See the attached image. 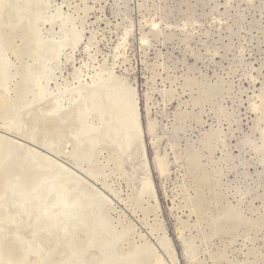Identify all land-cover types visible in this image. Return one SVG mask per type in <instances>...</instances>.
I'll list each match as a JSON object with an SVG mask.
<instances>
[{"label":"rangeland","instance_id":"374dc122","mask_svg":"<svg viewBox=\"0 0 264 264\" xmlns=\"http://www.w3.org/2000/svg\"><path fill=\"white\" fill-rule=\"evenodd\" d=\"M13 3L21 25L0 27L12 63L10 91L5 98L0 94L5 100V106L0 104V142L3 136L14 138L62 160L52 154L53 140L43 146L30 143L22 123L37 92L29 71L37 55L32 24L40 38L61 43L43 70L47 91H68V100L78 82L97 79L105 102L113 101L106 105L124 107L126 114L107 110L101 125L107 134L92 158L81 169L67 164L86 182L87 204L94 206L88 207V221L46 264H63L67 257L64 264H264V0ZM20 115L23 127L12 122ZM115 127L123 134L112 140ZM30 153L18 156L14 151L16 157L7 154V159L0 153L3 264L23 259L13 229L20 216L3 202L16 188L36 182L34 158L42 156ZM158 157L166 160L164 175ZM147 177L152 185L145 189Z\"/></svg>","mask_w":264,"mask_h":264},{"label":"bare ground","instance_id":"6f19581e","mask_svg":"<svg viewBox=\"0 0 264 264\" xmlns=\"http://www.w3.org/2000/svg\"><path fill=\"white\" fill-rule=\"evenodd\" d=\"M27 14H29V13H27ZM39 14H41V13H39ZM21 20H22V16L16 10V6L14 5L13 0H0V27H1V24L6 25L7 27H13V28L17 27V26H19ZM25 21H26V19H25ZM38 21L41 22L40 20H38ZM26 22L29 23L30 21H26ZM36 27L33 26V24H32L31 28H30L31 30H29V32L31 31L30 37L31 36L33 37L31 39H34V41H35L36 47H34V49L36 48V51H37V55L33 59L34 62L32 64V66L30 67L29 71H30V81H31L32 85H34V87H36L37 90H35V89L34 90L37 92L34 95L31 102L29 103L30 108L28 109L29 113L27 114L29 116V118L27 115H25L26 113L22 114V115H25L27 117V121L22 122L23 117H21V115H20L19 117L16 116L18 118V120L13 118V119H15V121L12 120V122L17 123L21 120L24 127L26 125V127L28 128V130H27L28 132L26 131L28 133L27 137L30 140V143H32V140H33V141L37 142L38 145H42V144L49 145V144H51V141L53 140L52 143H54V146H52L53 144L50 145L52 147L51 149H53V150H51L52 154L54 153V155L58 156L62 160L60 162V160L57 161L53 158H50L46 154L44 155V154L40 153V151L38 152V151L32 149L31 147L27 146L26 144L22 143V141L20 142L18 140H14V138L11 139L8 137L6 138L4 136L2 137L3 140H1V142H0V150L1 149L3 150L1 152H3L4 156L5 155L7 156V154L11 155L12 153H13L12 155L15 156L14 151L18 152V156L20 155V153L21 154L22 153L29 154L30 152H32V153L36 152V153H38V155L42 156L41 157L42 159L34 158L35 159V165L36 164L38 165L37 167L34 166L35 172L38 171L37 174L35 173L36 174L35 177H37L36 178L37 180L35 179L36 182L32 181L33 183H30L28 187L23 188V189L19 188V186H18L19 189L16 188V191H13L12 197L10 196L12 194L8 195L11 197V199L3 202V204H7V206L9 205V208L12 210V212H14V214H16V216H20V219H21V222L19 224H17V225L15 224L14 225L15 227L13 226L14 228L12 227L14 229L15 235L17 237H19L21 240V246L20 247H21V250L23 252L22 253V255H23L22 262L21 261H20L21 263L16 262V264H46V261L48 260V258L52 254V252H54V250L57 251L56 250L57 248L59 249L61 245L68 242L73 236L72 232L77 230V228L79 226L83 225L84 223H86L88 221V219L86 217L87 216L86 213L90 212V211H88V209L91 208L92 205L89 206L87 204L88 199H86L87 198L86 193H88V192L85 191L87 189L84 190V188H83L84 187L83 182H85V181H83L82 177L77 174L78 172L76 173L75 171L71 170L70 166L68 167L67 164L68 163L72 164V165L76 166L77 168L81 169V165L83 164V162L88 161V159L92 158V156L94 155L95 149L99 148V146H100L101 139L104 138L105 135L107 134L106 133L104 135L103 133H101V132L105 131L104 128H103L104 131H102V128H101V125L103 127L104 120H105V118L103 119V117H106V116H104V114L107 113V110H110V108L114 107L112 105H111L112 107H110L109 105H106L107 104L106 102H113V101L107 100L105 102V98H104L105 96L99 90L102 87V86L100 87L99 83L100 82L102 83V81H99V82L95 81L97 79H95V80L91 79L92 82L86 83V85H83L82 82H80V83L78 82L79 85L77 87L73 88V90L71 91L72 92L71 94L74 93V95L73 96L71 95V97H70L71 99L70 98L68 99L69 101L65 100V98H67V97H64V91L65 90L63 92H61L60 89H57V92L56 91H50V92L47 91L48 87H46V83L44 80L45 75L44 76L42 75L43 70H45V68L49 64V62H51L53 60L54 55H55V54L53 55V52L54 51L56 52L57 48L61 45V43H57L60 45H57L56 43H55L56 45L53 44L55 42V38L51 39L52 41L49 40L48 38L47 39L44 37L40 38L37 34L39 32V29H37L38 27L37 28ZM40 33H41V31H40ZM39 35H41V34H39ZM34 36H37V37H34ZM1 38L2 37H1V29H0V94L5 95L6 93L8 94V91H10L9 90L10 89L9 88V81L11 79H10L9 74H11V73H9V70H10L12 63H11V59L9 58L8 54L5 51V47L3 44L4 42L2 43ZM5 46H7V45H5ZM7 49H9V48H7ZM97 77L92 76L93 79L97 78ZM79 80H80V78H79ZM79 80H77V81H79ZM99 80H100V78H99ZM86 82H87V80H86ZM50 85H51V83H50ZM66 88H68V87L66 86ZM66 92H68V91H65V93ZM104 93H105V91H104ZM3 96H2V99L4 100L5 96H4V98H3ZM109 96H111V95H109ZM119 99H120V97H119ZM3 100H0L1 101L0 104L2 103V105H4L3 104L4 102H2ZM114 100H116V99H114ZM8 101H9V99H8ZM67 101H68V103H66ZM116 101H118V100H116ZM120 101H121V99H120ZM122 101H125V100L122 99ZM104 102H105V104H104ZM126 102L127 101H125L124 105L128 104V102L127 103ZM65 104H69V107L66 108ZM134 105H132V106H134ZM39 106H43L42 109L40 107L41 110H38V108L36 109V107H39ZM121 106H123V105H121ZM27 107H28V105H27ZM34 107H35V109H33ZM127 107H128V105H127ZM116 108H117V112L121 111L119 113L126 116V114H124L125 112L122 113V108H124V107H120L121 110L118 106L114 107L115 110H116ZM118 108H119V110H118ZM19 109H21V108H19ZM126 109H127L126 112H129L128 109H130V108H126ZM126 109H124V110H126ZM136 109L138 110V108H136ZM23 110H25V109H23ZM130 112H131V110H130ZM20 113H21V111H20ZM20 113H18V115ZM110 115H112V113ZM117 115H118V113H117ZM127 116H129V118H130L131 115L127 114ZM138 116H139V114H138ZM117 119H118V117H117ZM136 122L134 121L133 123H136ZM138 123H140V122H138ZM153 124L151 122L150 126H149V131H151V133L154 132V128H155V126ZM16 125L17 124H15L14 126H16ZM19 125L21 127H23V125H21V123ZM19 125L17 126L16 130H18L20 128ZM127 125H130V124L128 123ZM127 125H125V126H127ZM105 128H107V127H105ZM131 128H134V127H131ZM12 129H13V126H12ZM112 130H114V132L112 131V134H115L112 136V140H113L114 136L116 137V135L119 134L118 133L119 130L117 127H115V129H112ZM15 131H14V133L17 132V131L15 132ZM125 131L126 130H124L123 132H125ZM128 132H129V130L126 133H128ZM133 132H134V130H133ZM121 133L122 132H120V134ZM138 133H139V131H138ZM139 134H142V133H139ZM24 136H26V135H24ZM49 138H52V139L50 140ZM126 138H127V135L125 136L124 141L126 140ZM130 138H132V137H130ZM107 139H110V138H106L105 140H107ZM49 141H50V143H49ZM32 147H33V145H32ZM126 147L128 148V146H126ZM15 157H13V158H15ZM6 159H7V157H6ZM157 161H158L159 170L164 175L167 172L166 160L164 157H162V158L158 157ZM25 162H24V164H25ZM31 162H33V161H31ZM19 163H22V161L21 162L19 161ZM1 167H2V165H1ZM12 172H14V171H12ZM5 173H7V172H5ZM20 175L22 176V173ZM5 178H8V177L3 176V180ZM19 179L21 180V178H19ZM6 180H8V179H6ZM6 180L4 181L5 184L7 182ZM149 182H150V180L147 177L146 181L144 182V187L146 186L145 189H148L147 187H148ZM149 185H150L149 187H151L152 184H149ZM1 187H2V185H1ZM20 189H22V190H20ZM1 205H2V203H1ZM89 210H91V209H89ZM90 214L91 213H89L88 216H90ZM15 218H17V217H15ZM17 219H19V218H17ZM9 220H11V219H9ZM11 221H13V220H11ZM15 222H16V220H15ZM6 223H8V222L6 221ZM13 223H14V221H13ZM5 224H3V226ZM103 226H105L104 223H103ZM103 226H102V228H105ZM2 230H4V229H2ZM84 231H86V230H84ZM77 234H78V232H77ZM6 235H5V237H6ZM97 236H100V235H97ZM112 243H111V245H112ZM98 245H99V243H98ZM92 246L93 245H91V248L94 247V246L93 247ZM10 250H12V249H10ZM13 251L14 250H12L10 252L12 253ZM80 251L82 252L84 250L81 249ZM15 253H13V255ZM135 254H137V253H135ZM70 255H69V257H70ZM109 255H110V253H109ZM73 256H76V255H73ZM88 256H89V254H88ZM0 257H2V256L0 255ZM67 258H66V260H67ZM104 258H105V256H104ZM76 259H79V258H76ZM114 259H115V257H114ZM66 260H65V262H66ZM96 260H98V259H96ZM2 262H3V259L0 258V264H3ZM71 262L72 261H70V264L75 263L74 261L72 263ZM79 262H83V261L80 260ZM157 262H158V259H157ZM48 264H50V263L48 262Z\"/></svg>","mask_w":264,"mask_h":264},{"label":"water","instance_id":"95a60500","mask_svg":"<svg viewBox=\"0 0 264 264\" xmlns=\"http://www.w3.org/2000/svg\"><path fill=\"white\" fill-rule=\"evenodd\" d=\"M154 163V162H153ZM160 174V173H159Z\"/></svg>","mask_w":264,"mask_h":264}]
</instances>
